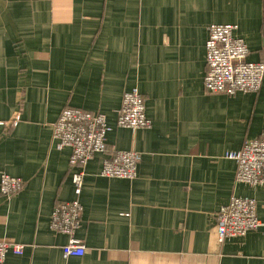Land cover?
Masks as SVG:
<instances>
[{"label": "crops", "instance_id": "obj_1", "mask_svg": "<svg viewBox=\"0 0 264 264\" xmlns=\"http://www.w3.org/2000/svg\"><path fill=\"white\" fill-rule=\"evenodd\" d=\"M237 24L249 61L264 62V0H0V172L25 181L0 191V239L25 246L5 264H264V226L217 241L216 212L264 185L237 183L226 157L264 130L256 92L204 88L209 26ZM146 100L150 129L117 125L126 91ZM65 107L104 113L108 147L137 150L135 180L86 166L76 196L71 148L53 140ZM79 198L82 257H64L51 212Z\"/></svg>", "mask_w": 264, "mask_h": 264}, {"label": "built area", "instance_id": "obj_2", "mask_svg": "<svg viewBox=\"0 0 264 264\" xmlns=\"http://www.w3.org/2000/svg\"><path fill=\"white\" fill-rule=\"evenodd\" d=\"M237 24L218 23L209 26L206 43L207 73L204 88L208 93L235 95L238 92H256L264 80V62L249 61L246 41L236 35ZM146 100L137 87L126 91L118 110L117 125L131 130L150 129ZM104 113L65 107L54 123L53 140L60 149L71 148L70 165L76 196L82 193L86 166L96 154H103L100 175L110 178L135 180L141 153L137 150L113 151L106 140L109 125ZM226 157L236 162L237 183L250 187L264 185V130L259 137L246 139L239 151H230ZM25 181L17 176L0 172V191L12 197L24 188ZM83 206L79 198L57 204L51 212V229L65 234L68 241L62 246L65 258L82 257L87 250L84 241L77 237L82 222ZM217 241L227 237H242L249 231L264 226L258 215L256 200L233 196L216 212ZM25 246L0 239V264H5L10 252L22 255Z\"/></svg>", "mask_w": 264, "mask_h": 264}]
</instances>
